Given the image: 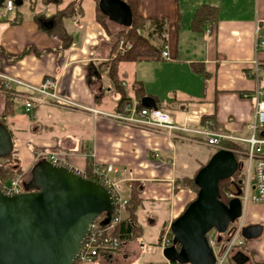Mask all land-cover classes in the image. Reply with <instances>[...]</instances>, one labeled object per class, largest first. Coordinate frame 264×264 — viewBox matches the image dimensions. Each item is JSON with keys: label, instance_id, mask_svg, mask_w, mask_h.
Returning a JSON list of instances; mask_svg holds the SVG:
<instances>
[{"label": "crops", "instance_id": "0c3cea01", "mask_svg": "<svg viewBox=\"0 0 264 264\" xmlns=\"http://www.w3.org/2000/svg\"><path fill=\"white\" fill-rule=\"evenodd\" d=\"M75 1L82 13L65 21L73 43L63 48L50 30L56 13ZM99 2L15 0L14 12L0 21V73L35 87L52 80L56 94L74 104L37 105L27 112L22 96L32 91L12 84L9 88L17 97L11 98L13 115L7 128L14 157L25 174L44 154L59 152L74 170L90 172L95 160L103 167L115 166V180L131 179V189L128 183L124 186L130 200L136 192L141 201L136 221L142 237L92 264H180L164 257L162 236L197 197L181 183L195 180L217 150L201 137L130 127L94 118L90 111L120 115L121 102L127 100L138 109L166 111L177 126H204L216 134L249 138L264 73V50L256 53L264 42V0H138V15L148 21L145 35L155 47H168L170 60L136 62L117 61L119 34L125 28L106 16L99 20ZM204 6L217 9L218 20L194 31L193 19ZM161 21L165 43L152 25ZM254 61L262 67L259 78L253 75ZM137 89L145 94L141 102ZM6 96L0 88V119ZM244 222L245 244L233 253L230 264H264V204L247 206Z\"/></svg>", "mask_w": 264, "mask_h": 264}, {"label": "water", "instance_id": "95a60500", "mask_svg": "<svg viewBox=\"0 0 264 264\" xmlns=\"http://www.w3.org/2000/svg\"><path fill=\"white\" fill-rule=\"evenodd\" d=\"M99 8L110 21L132 26V11L122 0H100ZM145 104L150 106L147 100ZM13 151L11 133L0 122V159ZM240 168L235 153L224 149L200 169L196 199L171 226L174 246L164 250L167 260L216 263L209 234H226L242 217L238 199L221 201L220 183L232 179ZM113 210L112 194L104 186L41 160L23 193L9 197L0 191V264H75L91 224L105 215L103 226L109 225Z\"/></svg>", "mask_w": 264, "mask_h": 264}, {"label": "built area", "instance_id": "2783aa9c", "mask_svg": "<svg viewBox=\"0 0 264 264\" xmlns=\"http://www.w3.org/2000/svg\"><path fill=\"white\" fill-rule=\"evenodd\" d=\"M15 10V0H5L0 5V21H5ZM211 33V31H208ZM57 40V38H55ZM120 52L123 55L130 45H125L123 41L120 42ZM264 50V42L256 46V53ZM164 60H170L168 47H164L162 52ZM253 75L259 78L262 71L261 64L258 61L252 63ZM0 80L5 84L7 89L12 84L25 86L30 89L33 95L22 98L26 102L27 112H30L37 105H51L58 107L74 106L68 100L56 94V83L52 80H46L40 86H29L18 80L11 79L0 73ZM12 96L17 97V92L13 91ZM94 118L105 117L109 118L119 124L141 129H151L159 132L166 131L170 136L175 132L186 133L195 137H201L206 142L207 146L215 150H224V142H231L240 145L243 150L236 153L245 156V162L242 165V173L244 179L241 181L242 187L238 191H227L226 198L229 201L238 199L242 204V217L230 226L227 233L219 235L215 232L214 236L209 234L210 246L213 249L216 263L215 264H230V259L233 253L239 248H243L245 240L242 237L244 222V212L247 206L264 204V90L259 87L257 90L256 107L253 121L250 125L251 135L249 138H236L233 136H225L223 134H216L209 129V127L200 126L198 128H189L177 126L172 120L171 116L160 109H146L137 108V105H130L126 107L120 115H108L98 111H90ZM212 124H210L211 126ZM235 153V152H234ZM43 160L50 162L55 166L66 167L74 170L68 166L65 155L59 152H50L43 155ZM94 158V157H93ZM91 158V159H93ZM2 163L0 162V167ZM90 172L75 170V172L88 180L97 182L104 186L113 197L114 210L111 217V222L107 226H103L106 216L95 220L88 231V234L81 246L78 260L79 264H92L103 254H116L121 249L123 244L118 237L114 235L116 227L126 220L128 214V205L130 202V195L125 189L124 184L128 183L129 190L131 189V179L129 180H115L112 175H116L118 170L115 166L103 167L95 160H91ZM127 174L126 171L122 175ZM130 176V175H129ZM18 177V178H17ZM9 181H4L0 174V191L9 197L19 195L24 192V183H22L21 176H17ZM218 237H222V241H218ZM174 244V236L169 228L163 233L161 245L163 248H169Z\"/></svg>", "mask_w": 264, "mask_h": 264}, {"label": "trees", "instance_id": "16d2710c", "mask_svg": "<svg viewBox=\"0 0 264 264\" xmlns=\"http://www.w3.org/2000/svg\"><path fill=\"white\" fill-rule=\"evenodd\" d=\"M122 1L126 3L132 11L133 24L131 27L123 29L119 34L120 39H123L127 44H130L131 48L128 49L123 55H117L116 56L117 61L136 62L141 58H155L157 60L161 59L163 49L155 47L151 43L150 39L145 35L146 25L148 24V21L144 20L138 15V0H122ZM80 6H81L80 2L75 1L70 5H68L65 9L59 10L54 17V27L50 30V34L56 35L61 39L63 43V48H68L73 43L72 36L68 33V31L65 28V21L72 19L78 15L80 16L82 13ZM97 13L99 20L105 19V16L102 15L99 6ZM217 20H218L217 9L209 6H204L198 9L192 22V28L194 31H198V32L203 31L206 24L209 23L216 24ZM152 25L156 26L157 29L160 31L161 35L163 36V42L165 43V35H166L165 22L163 21L153 22ZM0 88L7 94L6 109L4 113L1 115L0 122L5 126H7L8 117L13 115V102L11 99L13 98L12 96L13 91L11 89H7L3 82H0ZM144 95L145 94L142 91V89L136 90V98L138 101L142 100ZM127 105H130L129 101L124 100L123 102H121L119 113H122L125 107H127ZM223 147L226 150L235 152L236 159L241 166L238 173H236L232 179L220 183L221 201L225 204H228L230 201L226 198L225 193L227 191H233V192L237 191L242 187L241 181L244 179L242 173V165L246 159L245 156H241L238 155V153H236L240 150H243L241 146L230 142H224ZM36 151L37 150H35V152ZM14 154L15 152H13V154L8 158L0 159V162L2 163L0 167V174L4 181H9L13 179L16 174H19L21 172L20 171L21 167L17 166L16 164L17 160L14 157ZM181 184L185 188H189L193 191H196L197 193L199 192L197 186L195 185L194 179L192 180L185 179ZM140 205H141V201L138 199V193L133 192L131 200L128 205V212L130 214L129 218L128 220L119 224L114 230V235L118 237V239L122 244L138 242L142 237V228L141 226L138 225L136 221L137 220L136 212L140 207ZM75 264H79V262H76Z\"/></svg>", "mask_w": 264, "mask_h": 264}, {"label": "rangeland", "instance_id": "374dc122", "mask_svg": "<svg viewBox=\"0 0 264 264\" xmlns=\"http://www.w3.org/2000/svg\"><path fill=\"white\" fill-rule=\"evenodd\" d=\"M121 41H123L124 43H125V45H130V44H127L123 39H120L119 38V42H121ZM120 44V43H119ZM118 52H120V46H119V51ZM117 54V53H116ZM118 55H121V53H118ZM117 56V55H116ZM260 88H261V90H264V73L261 75V86H260ZM22 105H23V107H24V105L25 104H23L22 103ZM250 137V136H249ZM16 164H17V166H20V162L17 160L16 161ZM20 168V167H19ZM21 170V172L19 173V174H16L15 175V177L14 178H16L17 176H21V178H22V183H27L29 180H30V173L28 174H25V173H23V171H22V168H20ZM18 178V177H17ZM215 232L214 231H212L211 232V234H214ZM215 237L216 236H214L213 238L215 239Z\"/></svg>", "mask_w": 264, "mask_h": 264}]
</instances>
